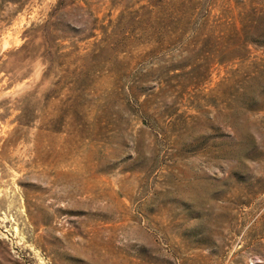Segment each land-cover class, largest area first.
I'll list each match as a JSON object with an SVG mask.
<instances>
[{"label":"rangeland","instance_id":"374dc122","mask_svg":"<svg viewBox=\"0 0 264 264\" xmlns=\"http://www.w3.org/2000/svg\"><path fill=\"white\" fill-rule=\"evenodd\" d=\"M0 264H264V0H0Z\"/></svg>","mask_w":264,"mask_h":264},{"label":"trees","instance_id":"16d2710c","mask_svg":"<svg viewBox=\"0 0 264 264\" xmlns=\"http://www.w3.org/2000/svg\"><path fill=\"white\" fill-rule=\"evenodd\" d=\"M24 113V112H23ZM23 117H24V114H23Z\"/></svg>","mask_w":264,"mask_h":264}]
</instances>
